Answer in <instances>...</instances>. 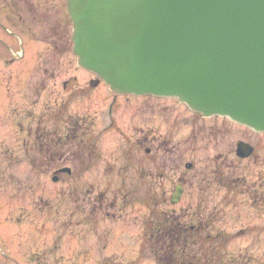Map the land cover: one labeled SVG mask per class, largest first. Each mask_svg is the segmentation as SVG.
Returning a JSON list of instances; mask_svg holds the SVG:
<instances>
[{"label":"rangeland","instance_id":"374dc122","mask_svg":"<svg viewBox=\"0 0 264 264\" xmlns=\"http://www.w3.org/2000/svg\"><path fill=\"white\" fill-rule=\"evenodd\" d=\"M66 27L69 38L68 13ZM34 48L0 87V264H159L145 246L154 209L208 225L223 259L207 263L264 264V133L93 85L71 44L50 49L39 91L47 47ZM240 141L252 155H236Z\"/></svg>","mask_w":264,"mask_h":264},{"label":"water","instance_id":"95a60500","mask_svg":"<svg viewBox=\"0 0 264 264\" xmlns=\"http://www.w3.org/2000/svg\"><path fill=\"white\" fill-rule=\"evenodd\" d=\"M67 9L79 65L115 93L176 97L264 132V0H67ZM253 150L238 143L240 157Z\"/></svg>","mask_w":264,"mask_h":264},{"label":"flooded vegetation","instance_id":"af4514ba","mask_svg":"<svg viewBox=\"0 0 264 264\" xmlns=\"http://www.w3.org/2000/svg\"><path fill=\"white\" fill-rule=\"evenodd\" d=\"M63 2L64 0H59V3L53 5V0H0V87L5 63L13 61L10 67L17 68L16 63L24 65L28 60L31 68L37 57L34 46L44 45L47 47L46 52H40L43 63H40L39 77L35 80L37 90H43L38 86L45 85V71L42 70L43 64L45 66L50 63V49H65L67 13ZM51 34H58V38L63 36L64 39H52ZM10 76L13 80L14 75Z\"/></svg>","mask_w":264,"mask_h":264},{"label":"trees","instance_id":"16d2710c","mask_svg":"<svg viewBox=\"0 0 264 264\" xmlns=\"http://www.w3.org/2000/svg\"><path fill=\"white\" fill-rule=\"evenodd\" d=\"M67 136L74 138L75 130ZM182 193V187H178L172 203L179 202ZM168 211L154 209L153 216L145 222V246L159 264H209L207 261L212 255H215V261L223 259L207 244L212 236L208 225L185 219L188 214Z\"/></svg>","mask_w":264,"mask_h":264},{"label":"bare ground","instance_id":"6f19581e","mask_svg":"<svg viewBox=\"0 0 264 264\" xmlns=\"http://www.w3.org/2000/svg\"><path fill=\"white\" fill-rule=\"evenodd\" d=\"M142 96V95H141ZM173 98V97H172ZM192 112L196 113L199 116L205 117L203 116L200 112H196L195 110L191 109L190 107H188Z\"/></svg>","mask_w":264,"mask_h":264}]
</instances>
